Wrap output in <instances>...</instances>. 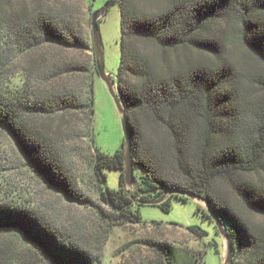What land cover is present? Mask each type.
<instances>
[{
    "label": "trees",
    "instance_id": "16d2710c",
    "mask_svg": "<svg viewBox=\"0 0 264 264\" xmlns=\"http://www.w3.org/2000/svg\"><path fill=\"white\" fill-rule=\"evenodd\" d=\"M95 2L87 0L92 14ZM114 3V80L131 137L134 194L124 183V140L107 154L92 138L98 73L95 57L82 56L93 42L64 0H0V133L30 174L93 211L105 233L145 224L137 200L192 193L225 225L230 264H264V222L255 219H264V0ZM67 139L93 149L96 202L66 165ZM106 170L120 173L117 188L108 187ZM11 172L0 161V264H102L99 240L85 246L21 198L6 177ZM171 197L190 199L167 194L156 206L168 212ZM196 211L214 224L207 209ZM186 230L200 240L208 235L197 226ZM145 243L154 264L204 263L203 251Z\"/></svg>",
    "mask_w": 264,
    "mask_h": 264
},
{
    "label": "rangeland",
    "instance_id": "374dc122",
    "mask_svg": "<svg viewBox=\"0 0 264 264\" xmlns=\"http://www.w3.org/2000/svg\"><path fill=\"white\" fill-rule=\"evenodd\" d=\"M64 1L73 9L84 35L91 40L92 12L88 10L87 0ZM107 1L96 0V11L100 10ZM98 27L104 69L113 79L120 57V12L117 3L112 4L99 19ZM93 48L92 43L90 49L84 52L82 57L86 61L95 57ZM94 85L95 113L92 121V138L95 145L102 151L112 154L124 140L121 117L106 84L99 76L95 77ZM65 148L66 165L79 177L81 190L96 202V179L90 165L93 149L88 142L77 139H67ZM0 161L12 168V174L6 177L13 185L12 190L14 186L17 187L14 191L21 198L29 200L58 225L66 227L85 246H92L96 239L99 240L101 251L98 254L102 264H154V253L145 243L147 241L169 242L175 246L203 251V264H225L228 253L227 241L212 222L196 211L199 205L206 209V204L201 200L189 199L185 202L171 197V207L168 212L155 205H140L144 225H123L113 228L110 233H105L103 225L93 211L67 203L30 174L3 133H0ZM105 173L108 176V187L117 188L120 173L115 170H106ZM127 190L131 195L134 194L133 190L128 188ZM255 219L264 222L261 217H255ZM152 223L159 226L155 228ZM189 226H197L208 235L200 240L186 230ZM6 239L10 241L9 238ZM215 241L218 244V251L211 244ZM14 242L22 249L21 242Z\"/></svg>",
    "mask_w": 264,
    "mask_h": 264
},
{
    "label": "water",
    "instance_id": "95a60500",
    "mask_svg": "<svg viewBox=\"0 0 264 264\" xmlns=\"http://www.w3.org/2000/svg\"><path fill=\"white\" fill-rule=\"evenodd\" d=\"M116 0H108L106 4L98 11H95L92 14V21H91V35L95 50V66L98 73V76L103 80V82L106 84L112 99L116 105V108L120 114L121 117V124H122V130L124 134V148H125V161H124V169H123V175H124V183L125 188L134 190L135 189V178H134V171H133V163H132V148H131V137L128 130L127 125V116L126 111L121 103V100L118 96V93L115 88V80L114 78L111 79L110 75H108L105 72L104 69V61H103V51H102V42H101V36L99 33V27H98V21L103 17V15L108 11L110 6L115 2ZM173 193H179L182 195L187 196L190 199H193L195 201L201 200V198L197 197L196 195H193L192 193H186V192H171L166 191L165 194L157 200H149V201H138L139 204L143 205H159L164 200L167 194H173ZM206 204V209L211 215L214 225L217 229V231L222 235L226 241H227V258L225 261V264H230L232 260V252L233 247L230 242V239L227 235L225 225L222 223V221L211 211V209L208 207L206 201H203Z\"/></svg>",
    "mask_w": 264,
    "mask_h": 264
}]
</instances>
